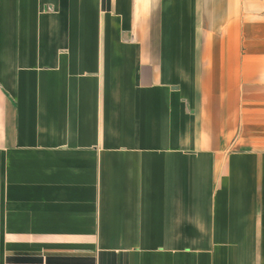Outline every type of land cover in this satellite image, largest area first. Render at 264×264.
<instances>
[{
    "label": "crops",
    "instance_id": "obj_1",
    "mask_svg": "<svg viewBox=\"0 0 264 264\" xmlns=\"http://www.w3.org/2000/svg\"><path fill=\"white\" fill-rule=\"evenodd\" d=\"M0 264H264V0H0Z\"/></svg>",
    "mask_w": 264,
    "mask_h": 264
}]
</instances>
